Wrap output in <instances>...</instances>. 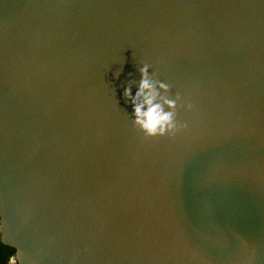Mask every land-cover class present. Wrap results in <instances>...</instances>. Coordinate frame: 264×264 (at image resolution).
Here are the masks:
<instances>
[{"label": "water", "instance_id": "water-1", "mask_svg": "<svg viewBox=\"0 0 264 264\" xmlns=\"http://www.w3.org/2000/svg\"><path fill=\"white\" fill-rule=\"evenodd\" d=\"M143 64L172 135L132 124ZM0 242L17 264H264V0H0Z\"/></svg>", "mask_w": 264, "mask_h": 264}, {"label": "clouds", "instance_id": "clouds-1", "mask_svg": "<svg viewBox=\"0 0 264 264\" xmlns=\"http://www.w3.org/2000/svg\"><path fill=\"white\" fill-rule=\"evenodd\" d=\"M149 65L139 68L140 79L135 82L136 91L130 94L132 83L123 89L122 96L132 105V124L146 136L174 134L180 127L175 120L174 111H163L159 103L157 88L166 91L168 84L156 81L148 72ZM164 104L169 109L175 108V100L165 99Z\"/></svg>", "mask_w": 264, "mask_h": 264}, {"label": "trees", "instance_id": "trees-1", "mask_svg": "<svg viewBox=\"0 0 264 264\" xmlns=\"http://www.w3.org/2000/svg\"><path fill=\"white\" fill-rule=\"evenodd\" d=\"M0 264H17L14 249L0 242Z\"/></svg>", "mask_w": 264, "mask_h": 264}]
</instances>
